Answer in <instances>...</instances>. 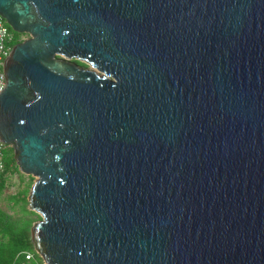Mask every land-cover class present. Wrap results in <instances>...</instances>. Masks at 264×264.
<instances>
[{
    "label": "water",
    "instance_id": "95a60500",
    "mask_svg": "<svg viewBox=\"0 0 264 264\" xmlns=\"http://www.w3.org/2000/svg\"><path fill=\"white\" fill-rule=\"evenodd\" d=\"M0 15L27 35L4 64L0 141L34 178L44 264H264V0Z\"/></svg>",
    "mask_w": 264,
    "mask_h": 264
},
{
    "label": "trees",
    "instance_id": "16d2710c",
    "mask_svg": "<svg viewBox=\"0 0 264 264\" xmlns=\"http://www.w3.org/2000/svg\"><path fill=\"white\" fill-rule=\"evenodd\" d=\"M13 32V31H12ZM14 44L19 43L24 35L14 33ZM79 66L82 63L76 62ZM4 171L0 174V197L7 186V181L18 175L22 180L23 174L18 170L15 163L13 149L6 146L3 153ZM31 184L20 191L15 203L22 202L21 212L26 216L35 214L27 209V195ZM32 220L22 217L20 220L13 219L7 212L0 208V264H44L40 256L35 252L32 242ZM31 254L32 259L26 260L25 255Z\"/></svg>",
    "mask_w": 264,
    "mask_h": 264
},
{
    "label": "rangeland",
    "instance_id": "374dc122",
    "mask_svg": "<svg viewBox=\"0 0 264 264\" xmlns=\"http://www.w3.org/2000/svg\"><path fill=\"white\" fill-rule=\"evenodd\" d=\"M24 39H27V35L23 36ZM81 67L88 69V66L86 64L81 65ZM94 70V69H91ZM22 180L19 178L18 175L13 176L7 181V186L3 190V193L0 197V208L7 212L13 219L20 220L22 217L26 219L32 220V226L40 220V217L38 214H32L26 216L23 212H21L20 206L22 205V202L18 201L15 203L16 195L22 191L23 189L27 188L28 184L34 183V178L30 176L23 175ZM31 188V187H30ZM28 196L27 195V209H28Z\"/></svg>",
    "mask_w": 264,
    "mask_h": 264
},
{
    "label": "built area",
    "instance_id": "2783aa9c",
    "mask_svg": "<svg viewBox=\"0 0 264 264\" xmlns=\"http://www.w3.org/2000/svg\"><path fill=\"white\" fill-rule=\"evenodd\" d=\"M23 40L25 39L22 38L20 42H22ZM14 45L13 32L6 24L3 17L0 15V93L5 87L4 64ZM5 147L6 145L0 141V174L4 171L3 153ZM25 259L31 260L32 255L29 253L26 254Z\"/></svg>",
    "mask_w": 264,
    "mask_h": 264
}]
</instances>
